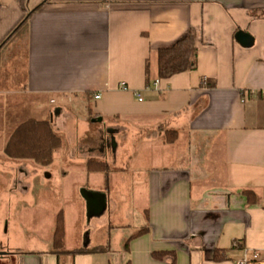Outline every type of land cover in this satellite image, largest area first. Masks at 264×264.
<instances>
[{
    "label": "crops",
    "instance_id": "obj_1",
    "mask_svg": "<svg viewBox=\"0 0 264 264\" xmlns=\"http://www.w3.org/2000/svg\"><path fill=\"white\" fill-rule=\"evenodd\" d=\"M42 1L29 0V9ZM25 16L18 0H0V47ZM191 28L197 69L159 79L158 50ZM239 31L254 38L251 47L238 43ZM79 99L94 104L82 126L66 109ZM28 119H51L64 140L42 172L4 154ZM160 128L178 139L165 143ZM90 159L110 171H90ZM30 170L54 181L37 203L27 199ZM245 190L259 203L250 205ZM21 206L20 215L49 208L54 221L33 224V250L17 244L8 216ZM131 208L140 217L133 224ZM60 212L65 250L105 251L58 263ZM126 227L132 233L113 247L112 230ZM235 242L264 264V0H50L35 12L22 39L0 51V264H232L242 254ZM217 250L229 260L214 261Z\"/></svg>",
    "mask_w": 264,
    "mask_h": 264
},
{
    "label": "trees",
    "instance_id": "obj_2",
    "mask_svg": "<svg viewBox=\"0 0 264 264\" xmlns=\"http://www.w3.org/2000/svg\"><path fill=\"white\" fill-rule=\"evenodd\" d=\"M22 9L26 12V16L23 21L16 27L14 32L0 47V51L10 41H14L23 37V32L29 22L30 17L40 10L45 4H48L50 0H44L33 9H29V0H18ZM198 39L199 31L196 28H191L188 34L178 40L170 47H163L158 50L157 53V72L159 79H170L175 75L194 71L197 69L198 58ZM149 62L146 64V78L149 83ZM162 131V132H160ZM158 135L163 138L165 143H174L178 139V132L175 130H169L160 128ZM64 144L62 136L57 133L54 124L51 119L37 120L28 119L25 122L19 124L10 138L8 139L4 154L14 160L19 161H31L40 167H48L53 164L54 156ZM88 169L90 171L103 172L107 174L110 171V166L105 161H99L90 159L88 161ZM248 198V203L254 205L259 203V197L252 191L245 190L242 192ZM149 225L139 229L133 236H131L125 243V249H129L130 241L140 236H143L149 232ZM65 237H66V225L63 212H60L56 217L54 232H53V249L58 263L63 260L64 257L69 256L73 258L80 254H92L104 252V249H77L73 251L65 250ZM239 247L243 248L242 245ZM233 249V247H232ZM156 258H162L164 255L161 253H155ZM214 261L222 262L228 261V257L225 251L217 250L214 252ZM127 264H130L128 262Z\"/></svg>",
    "mask_w": 264,
    "mask_h": 264
},
{
    "label": "rangeland",
    "instance_id": "obj_3",
    "mask_svg": "<svg viewBox=\"0 0 264 264\" xmlns=\"http://www.w3.org/2000/svg\"><path fill=\"white\" fill-rule=\"evenodd\" d=\"M2 87H4V86H2ZM93 105H94L93 102H90V103L84 102V100L79 99V100H76L73 104H69L66 107V109L69 110L71 112V114H73L74 119H75V123L81 124L80 126H82L83 124L86 125V123L88 122L89 114H88L87 109L93 108ZM14 123L15 122L12 121L8 116L6 128H8V129L14 128L15 127ZM107 123L109 124V122H107V120H105L103 126L107 127V125H108ZM63 147H64V145H63ZM32 166H33V164H32ZM38 168L39 169H37V171L40 172L41 170H44V168H46V167H38ZM29 174H30L31 180H33L30 182L34 186V188H32L31 194L29 196H27V199H29L31 201L33 199L37 203L40 196L44 195L43 192L46 191V189L47 190L52 189L54 181L46 180L45 181L46 183H44V182H41L39 180L34 179V171L33 170H30ZM41 176L43 177L42 174H41ZM110 180H111L112 185L113 184H120V182H114L115 179L113 178V175H112ZM19 198H21V197H19ZM19 198L16 197V200H18ZM34 207L32 206L30 211L28 213L27 212L24 213L23 215H20L22 206L20 207L19 211H17V209H16L15 213H9L8 214L9 217L12 216L11 219H13L15 221V224L18 226L17 237L19 240L17 241V244L22 245L20 243H24V246H25L24 249H26V250L36 249L33 247V246L37 245V244H35V241H34L35 237H34V234L31 233V227H33V224L41 221L43 218H47V221L50 225L54 222L49 208H48V210H44L43 208H38V207L34 208ZM131 209H132L131 223L133 224L134 222H138V219L140 217H139V214L136 213L133 208H131ZM85 222L86 221H84V223ZM5 231H6V226L4 227V232ZM87 233H88V230L85 231L84 236H86ZM128 233H130V234L132 233V229L130 232V228H128V227L112 230V242H111L112 246L113 247L116 246V240L120 239V237L122 235H125V236L128 235L129 236L130 234H128ZM100 235H101V233H100ZM47 237H45L46 241L50 239V236L48 238ZM74 237H75V234L73 231H71L70 236H69V242H73ZM5 264H19V261L17 259L14 260L13 263L6 261Z\"/></svg>",
    "mask_w": 264,
    "mask_h": 264
},
{
    "label": "built area",
    "instance_id": "obj_4",
    "mask_svg": "<svg viewBox=\"0 0 264 264\" xmlns=\"http://www.w3.org/2000/svg\"><path fill=\"white\" fill-rule=\"evenodd\" d=\"M123 89H126L125 86H122ZM100 98V95L97 96ZM140 101L142 99L140 98ZM233 249L240 250L242 254H240L237 258L232 259V264H261V256L259 252H249L244 248L239 247V242H235L233 245Z\"/></svg>",
    "mask_w": 264,
    "mask_h": 264
},
{
    "label": "water",
    "instance_id": "obj_5",
    "mask_svg": "<svg viewBox=\"0 0 264 264\" xmlns=\"http://www.w3.org/2000/svg\"><path fill=\"white\" fill-rule=\"evenodd\" d=\"M236 40L238 41V43H240L243 47L246 48L251 47L254 44V38L244 31H239L236 34ZM98 121H102V119L99 118Z\"/></svg>",
    "mask_w": 264,
    "mask_h": 264
}]
</instances>
